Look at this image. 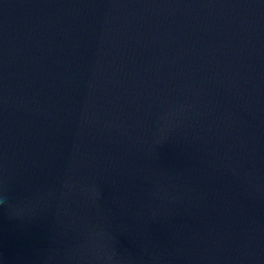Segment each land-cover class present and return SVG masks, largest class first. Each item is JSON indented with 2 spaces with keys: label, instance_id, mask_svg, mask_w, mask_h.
Masks as SVG:
<instances>
[{
  "label": "water",
  "instance_id": "1",
  "mask_svg": "<svg viewBox=\"0 0 264 264\" xmlns=\"http://www.w3.org/2000/svg\"><path fill=\"white\" fill-rule=\"evenodd\" d=\"M0 264H264V0H0Z\"/></svg>",
  "mask_w": 264,
  "mask_h": 264
}]
</instances>
